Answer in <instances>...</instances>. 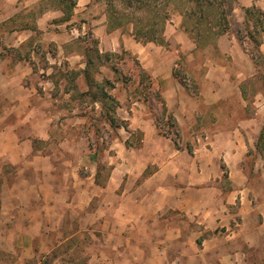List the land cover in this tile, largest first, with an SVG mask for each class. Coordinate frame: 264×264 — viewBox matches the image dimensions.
<instances>
[{"label": "crops", "instance_id": "obj_1", "mask_svg": "<svg viewBox=\"0 0 264 264\" xmlns=\"http://www.w3.org/2000/svg\"><path fill=\"white\" fill-rule=\"evenodd\" d=\"M41 4L44 0H0V28L5 30L0 41L10 51L0 55V238L5 242V248L0 245V264H264V157L256 149L264 127V91L253 100L245 97V84L260 72L238 38L214 37L202 50L185 31L174 28L165 34L170 47H164L140 43L119 30L108 33L106 14L88 19L99 53L130 51L136 56L178 124L177 146L171 137L160 135L151 101L132 99L124 89L116 100L117 115L128 129L118 128L112 170L101 184L96 154L71 145L66 151L80 157L58 159L61 151L53 147L52 131L61 117L43 108L49 100L39 93L44 85L52 103L47 87L54 90L57 84L31 81L34 74L53 73L58 60L84 58L77 51L66 54L74 38L67 34L61 42L60 36L48 33L49 23L63 16L58 9H45L34 27L13 26L23 8ZM92 4L77 0L74 12L84 13ZM252 7L264 11V0L238 1L240 24L245 26V9ZM35 28L46 32L59 49L57 56L46 54L47 68L36 67V51L22 54V47L34 44ZM260 42L264 55V37ZM81 61L75 69L85 80L86 62ZM186 62L189 77L198 85L197 96L174 74L178 63ZM137 88L144 90L140 82ZM136 132L142 136L137 145L130 140ZM37 141L47 147H36ZM250 152L256 155L252 163ZM82 159L88 174L76 177L78 193L70 200L59 190L58 166L62 161L78 170ZM9 166L15 170L12 178ZM98 192L102 206L97 233L103 236L99 248L90 244L83 258L67 262L54 253L66 235L58 203L82 213L80 228H74L71 237L84 233L87 240L94 239L96 214L90 207Z\"/></svg>", "mask_w": 264, "mask_h": 264}, {"label": "rangeland", "instance_id": "obj_2", "mask_svg": "<svg viewBox=\"0 0 264 264\" xmlns=\"http://www.w3.org/2000/svg\"><path fill=\"white\" fill-rule=\"evenodd\" d=\"M20 1H22L23 3V0ZM92 2L93 4L90 5V9L88 8L86 12H79L77 14L74 12L72 19L67 24H65V22H60V19H58L54 22L49 23V25L54 24V26L48 25V33L57 34V36H60L61 42L68 39L67 34L70 37L74 38L66 45L65 52L68 55L74 53L75 51L80 52L82 55L84 54V58L82 59V61L79 58L70 59L68 61L65 59H61V61L58 60L55 64L52 65L54 71L50 70V72L53 73L47 74L46 70L43 74H34L31 81L33 82V84H42L43 82H55L57 84V88L54 90H50V88L52 87H47L48 93L51 94L54 99L52 103L50 102L52 98H49V96L45 94L46 92L42 90L44 88V85H42V89H39V93L42 94V97L46 98L47 101L49 100L47 106H44L43 108L46 109L47 107L46 110L49 113H54L56 116L59 115L58 118L61 117L60 119H57V123L55 124V133L54 131H52V133L54 134L53 147L56 150L61 151V153L57 151L58 159L60 158L61 160L62 158L64 162H66L69 159L70 161H74L76 157H80V154L76 155V152L74 151H66L67 147H70L71 145L75 146L76 148H81L83 152L88 151L87 155L96 154V159L99 162L98 164L100 169L99 178L97 179V181L103 184V182L108 179L110 171L112 170L113 165H111V163H114L116 149L112 148H114L118 144V140L120 139L118 128L124 126L128 129V123L119 118L118 115L116 117L117 123L113 125L109 122L108 119L102 118V114L104 113V111L101 109L100 104H95L92 100V94L99 93V88L96 87V85L92 86L86 84L83 76L81 77V75H79L75 77L74 75V72H76L75 68H77L79 64L78 61L86 62L87 58H91L92 60H94L95 65L90 70L93 79H95L97 83H102L104 80H110L115 88L119 87V89H117L115 92L113 89L109 91V93L116 100L118 96H123V90L126 89L127 93L132 97V99L140 98L141 100H143L146 98L145 100L148 103L151 101L149 105L150 108H152L153 117L155 118L156 125L158 126L157 128H159L162 133L167 134L169 137L176 140L177 146L178 136L176 137L174 135V130L170 127V125H168L167 116L162 113V105L157 101L155 97L157 91H154L152 89L153 81L150 76L142 70L139 61L136 59V56H134L130 51H123L122 53H116L119 54V56H110L109 61L107 62H105L106 53H104L105 55H102V60H98V41L94 37L92 31L93 28L88 19H90L92 16H100L102 14H106L107 16V5L105 0H92ZM237 5L234 6V18L231 19L232 26L227 35L230 37L235 35L240 41L243 50L245 52L250 50H252L253 52L254 50L256 56L255 58H257L258 53L256 49H254L253 43H250L249 39L246 37V31L243 29L245 28V26L238 22L239 13L235 11ZM43 7L46 9L53 8V1L44 0L43 5L41 4L40 6H36L34 9L23 8L20 12L21 20L19 21V23H16L17 25L13 26L20 27L23 23H25L29 26L34 27L35 20L43 13L41 11ZM180 8L181 7L177 4H174L170 7V18L164 33L165 41V34L169 30L174 31V28H177L181 31H185V29L182 27V23L180 26L177 24L181 20ZM19 24L21 25L19 26ZM132 30L133 26L128 25L123 30L121 29L119 31H121L125 35H130L132 33ZM4 31L5 30H3V28H0V34ZM33 35L35 39V41L33 42L34 44L28 45L27 47L25 45L24 47H22V54L26 55L33 50L36 51L35 53L38 54L39 58V62L38 64H36V67L47 68L48 66H50V64L48 61H46V54L50 52L51 55L57 56V52L59 51V49L56 48V45L53 44L51 39H48V37L46 36V32L39 31L35 28L33 30ZM263 37L264 35L257 38L259 42ZM216 39L217 38H215L213 41H216ZM168 43L166 41V46L164 45V47H170V44ZM178 48L179 47L177 46L176 48H174V50H178ZM1 49H3L2 52ZM9 53L10 51H8L7 49L6 42L0 41V55H7ZM182 60L184 62L185 58L182 57ZM262 61L263 59H257V62H259V68H257L258 72H260L259 75L256 74L255 77L251 79L249 78L250 80L248 79V81L246 80V84L244 83L247 89L245 97L248 100H253L258 91H264V62ZM187 69V62L184 65L178 63V66H176L174 69V74L178 78V80L187 88L190 94H192L193 96H197L198 85L196 84V79L194 80L193 78H191V76L189 77L186 71ZM143 76L147 79L143 78ZM260 76H263V79H260ZM138 82L143 84V91L138 88L136 89V85ZM86 92L91 93L90 95H88L86 94ZM55 100H57V102H55ZM62 114H64L65 117H62ZM141 138V133L136 132L131 136L130 140H132L134 144L137 145L140 143ZM36 147L39 148L47 146L45 145V142L37 141ZM44 151H46V149H44ZM262 156L264 157V154H262ZM255 158L252 152L248 154L249 163H252ZM82 160L83 161H81L82 163L80 162V164L83 165L78 166V170L62 164V161L60 162V165L62 166H58L60 176H58V178L56 179L57 181H61L59 190L63 193L65 198H70V200H73V198H75L78 193L77 188H75L74 185L76 182V177L85 179L88 174V172L86 171V161H84L85 159ZM7 170L9 172L8 176L12 178L14 176L13 174L15 173L14 167L9 166ZM31 177H33V175H31ZM95 194H97V191H95ZM100 195L101 192H98V195L95 197L90 207V212L92 211L96 214V236L94 237V239L91 238L90 240H87L84 233H80L79 235L71 237L72 230L74 228H80L79 222L83 217L82 213H80V211L76 213V211L73 210V207L68 208L67 203H58L57 209L59 210V213H63V215H65L63 223H61V231H63V234L66 235L64 237L65 242L63 243L62 247L54 253H58L60 255L59 257H61L63 260L69 262L79 257L80 259L81 257L83 258L87 252L86 247H89L90 244L95 247L96 251L98 250L99 243H101L99 240H102L103 237L102 234L97 233V231H99L101 228L100 226H97L101 221V218H98L99 213H97L98 209H100V207L102 206ZM58 218L52 220V227H55V225L58 223ZM0 245L5 248V242L3 238H0ZM3 247H1V249ZM53 256H51V258H53Z\"/></svg>", "mask_w": 264, "mask_h": 264}, {"label": "trees", "instance_id": "obj_3", "mask_svg": "<svg viewBox=\"0 0 264 264\" xmlns=\"http://www.w3.org/2000/svg\"><path fill=\"white\" fill-rule=\"evenodd\" d=\"M46 1V0H45ZM54 9L62 11L63 16L60 22H68L74 15V9L77 0H52ZM239 0H105L107 5V31L108 33L117 30H123L126 26L132 25V36L140 43H155L165 45L164 33L167 23L170 18V7L174 4L180 6V13L183 17L182 27L189 35L190 39L196 44L198 49H204L211 44L214 37L226 35L232 26L231 19L234 18V6ZM46 8L41 9L42 12ZM41 12V13H42ZM246 37L250 43H253L258 56L255 58L253 50L247 51L256 62L259 68L257 59H263L264 55L260 50L261 42L257 39L264 35V11L257 7L245 9ZM244 43V42H242ZM98 52V50H97ZM99 53V52H98ZM98 60H102L103 54H98ZM105 55V54H104ZM119 56L116 53H106L105 62L109 61L110 56ZM95 62L91 58L86 60V68L83 71L85 81L88 85H96L100 92L92 94L94 103H99L104 111L102 118L108 119L113 125L117 123V101L109 93L115 88L110 80H104L102 83H97L92 77L90 70L94 67ZM75 77L79 73L74 72ZM259 75V74H258ZM143 78H145L143 76ZM263 76H260V79ZM147 79V78H145ZM143 83V82H142ZM264 88V79H263ZM91 92H86L90 95ZM157 101L162 105V113L167 116L168 125L174 130V135L178 136V124L174 116L168 113L165 101L160 92L155 95ZM158 127V126H157ZM159 130V128H158ZM160 135L168 137L167 134L159 130ZM177 145V141L174 140ZM256 149L260 154H264V127L258 138Z\"/></svg>", "mask_w": 264, "mask_h": 264}]
</instances>
